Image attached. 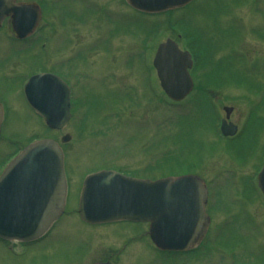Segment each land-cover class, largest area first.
I'll return each mask as SVG.
<instances>
[{
  "label": "rangeland",
  "instance_id": "1",
  "mask_svg": "<svg viewBox=\"0 0 264 264\" xmlns=\"http://www.w3.org/2000/svg\"><path fill=\"white\" fill-rule=\"evenodd\" d=\"M41 1L32 35L14 42L10 28H0V172L32 139L68 133L61 146L69 191L42 240H0V264H264V198L255 181L264 157V0H192L150 16L124 0ZM165 37L193 49L196 86L178 102L162 93L151 66ZM37 69L70 84L73 113L60 129H48L23 98V82ZM223 106L237 125L229 140L217 132ZM98 167L201 177L210 222L196 250L159 251L139 222H82L80 178ZM88 242L93 249L82 256Z\"/></svg>",
  "mask_w": 264,
  "mask_h": 264
},
{
  "label": "water",
  "instance_id": "2",
  "mask_svg": "<svg viewBox=\"0 0 264 264\" xmlns=\"http://www.w3.org/2000/svg\"><path fill=\"white\" fill-rule=\"evenodd\" d=\"M125 1L140 11L159 12L190 0ZM6 15H10L12 28L21 38L34 27L38 9L33 4L0 0V21ZM152 65L170 99L180 100L191 90L190 54L180 50L172 39L166 38L157 45ZM23 91L29 105L49 128L59 129L68 120L69 89L56 75L34 74L25 82ZM223 109L227 118L231 107ZM235 130L234 124L221 120L223 135H232ZM69 138L66 133L60 141ZM256 179L264 196V160ZM64 194L62 151L58 143L44 138L24 146L0 174V238L30 241L40 237L61 213ZM205 199V186L193 174L149 180L100 170L85 177L78 213L87 222L148 221L150 238L158 248L185 250L205 232Z\"/></svg>",
  "mask_w": 264,
  "mask_h": 264
},
{
  "label": "flooded vegetation",
  "instance_id": "3",
  "mask_svg": "<svg viewBox=\"0 0 264 264\" xmlns=\"http://www.w3.org/2000/svg\"><path fill=\"white\" fill-rule=\"evenodd\" d=\"M3 24H6V26L7 27H10V21H9V19L8 18H6L4 21H3V23H2V25H1V27L3 26ZM0 27V28H1ZM11 35L14 37V34L13 33H11ZM13 39V41L14 42H16V40L14 39V38H12ZM207 208H206V206H205V212L207 213ZM208 214V213H207ZM209 215V214H208ZM210 216V215H209ZM96 224H94V225H92V227H94V228H96ZM93 246H94V242L93 243H90V242H88V243H85L84 244V246H83V248H82V253H81V255L82 256H84L86 253L85 252H89V251H91V248L93 249ZM108 259H105V260H93V261H91V262H96V261H107ZM91 262H89V263H91ZM88 263V264H89Z\"/></svg>",
  "mask_w": 264,
  "mask_h": 264
},
{
  "label": "trees",
  "instance_id": "4",
  "mask_svg": "<svg viewBox=\"0 0 264 264\" xmlns=\"http://www.w3.org/2000/svg\"><path fill=\"white\" fill-rule=\"evenodd\" d=\"M187 29V28H186ZM186 44V43H185ZM186 47L189 48V50L193 53L192 47H190L188 44H186ZM178 163V162H177Z\"/></svg>",
  "mask_w": 264,
  "mask_h": 264
}]
</instances>
